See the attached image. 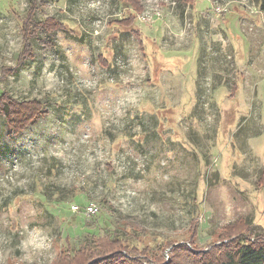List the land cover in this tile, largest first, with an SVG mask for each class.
<instances>
[{
  "label": "rangeland",
  "instance_id": "1",
  "mask_svg": "<svg viewBox=\"0 0 264 264\" xmlns=\"http://www.w3.org/2000/svg\"><path fill=\"white\" fill-rule=\"evenodd\" d=\"M39 1L34 21L81 38L34 39L18 66L29 0H0V95L49 110L16 135L0 110V264H52L89 235H120L125 219L144 231L132 244L165 258L163 241L183 242L194 219L200 250L240 219L245 237L264 235L262 0L162 3L139 38L113 33L121 0ZM144 35L163 55L157 71Z\"/></svg>",
  "mask_w": 264,
  "mask_h": 264
},
{
  "label": "trees",
  "instance_id": "2",
  "mask_svg": "<svg viewBox=\"0 0 264 264\" xmlns=\"http://www.w3.org/2000/svg\"><path fill=\"white\" fill-rule=\"evenodd\" d=\"M121 1L127 9L124 11V17L116 21L113 33L125 31L138 38L141 37L142 30L137 18L138 14L144 10L141 0ZM195 1L178 0L185 7L188 4L194 5ZM39 5V0H29L26 17H21L19 13L16 14L21 24L23 37L21 53L17 58L18 66L34 58V39H39L41 43L52 48L55 43L49 39V35L60 29L70 33L73 37L81 38L79 30L54 17L34 21L33 17H36ZM262 8H264V0H262ZM44 37L49 40H45ZM146 40L149 41L150 51L148 56L146 52L143 53L147 58L149 57L154 70L157 71L161 69L157 61L162 63L163 55L160 54V50L152 38L149 37ZM143 46L142 41L141 49ZM12 69L4 66L3 75L8 76ZM44 104L40 99L18 101L6 92H2L0 95L1 113L5 117L10 132L14 135L26 130L48 113L49 110ZM260 183H264V167ZM198 224V219L192 221L188 231L189 236L181 243L172 240L163 241V250L168 249V258H165L163 253H151L149 245L139 247L137 244H132L131 239L142 242L141 236L144 231L139 223L125 219L120 229V235H115V237L89 235L88 242L84 247L73 253L68 244L69 247L63 249L53 259L52 264H264V235L253 238L245 237L246 232L250 231V227L246 228V231L243 229L246 226L245 220L240 219L233 224H228L224 230L226 234H221L219 239L205 250H200L196 246Z\"/></svg>",
  "mask_w": 264,
  "mask_h": 264
},
{
  "label": "built area",
  "instance_id": "3",
  "mask_svg": "<svg viewBox=\"0 0 264 264\" xmlns=\"http://www.w3.org/2000/svg\"><path fill=\"white\" fill-rule=\"evenodd\" d=\"M144 10L138 14V21L141 23H151L155 21L156 19H159L162 16V9L161 4L166 3L169 6H175L178 3V0H141ZM148 3L145 8V3ZM188 6H186V9H188ZM224 9L221 7H215L214 11L218 12V14L222 13ZM73 210L75 212H78L80 210V207L78 205L72 206ZM85 212L87 215H94L99 212V206L97 203H90L86 209Z\"/></svg>",
  "mask_w": 264,
  "mask_h": 264
},
{
  "label": "crops",
  "instance_id": "4",
  "mask_svg": "<svg viewBox=\"0 0 264 264\" xmlns=\"http://www.w3.org/2000/svg\"><path fill=\"white\" fill-rule=\"evenodd\" d=\"M142 33H143V31H142ZM147 38H149V36L144 35L145 43H146L147 46H149V45H148L149 41L146 40ZM151 38H152V37H150V39H151Z\"/></svg>",
  "mask_w": 264,
  "mask_h": 264
}]
</instances>
